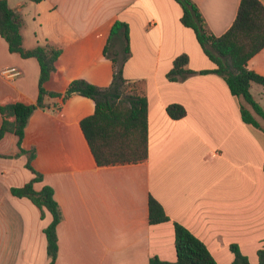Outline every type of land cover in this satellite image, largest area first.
<instances>
[{"label": "crops", "instance_id": "0c3cea01", "mask_svg": "<svg viewBox=\"0 0 264 264\" xmlns=\"http://www.w3.org/2000/svg\"><path fill=\"white\" fill-rule=\"evenodd\" d=\"M6 1L23 15L26 49L49 41L62 50L45 85L49 92L65 93L75 80L110 86L114 67L104 49L112 24H128L131 56L123 76L141 84L148 99L149 158L138 165L98 167L80 128L95 112V102L77 94L65 102L45 98L48 107L36 110L26 126V153L12 133L0 142V264L50 263L44 230L52 215L45 210L42 218L30 200L11 193L36 176L27 167L31 152V166L42 175L35 190L53 188L62 212L56 264H149L153 257L175 262V222L204 243L218 264L234 262L232 245L257 264L264 244V120L256 116L260 129L245 124L244 100L215 73L168 80L183 54L190 70L216 68L194 31L182 24V7L175 0ZM192 1L216 36L231 28L241 2ZM13 68L20 74L5 72ZM248 68L264 76V49ZM40 73L36 59L12 53L0 35V105L36 103ZM253 96L264 108V88ZM171 104L184 106L186 117L172 120L166 112ZM151 197L170 222L150 224Z\"/></svg>", "mask_w": 264, "mask_h": 264}, {"label": "trees", "instance_id": "16d2710c", "mask_svg": "<svg viewBox=\"0 0 264 264\" xmlns=\"http://www.w3.org/2000/svg\"><path fill=\"white\" fill-rule=\"evenodd\" d=\"M40 3L43 0H29ZM183 9L182 24L194 31L197 41L206 56L215 64L214 70L196 72L188 68L189 56L180 55L174 61L167 78L170 82L184 81L192 75L215 73L226 81L231 94L242 98L245 104L240 106L242 121L260 129L256 116L264 120V108L255 100L251 87L257 84L264 88V76L250 70V60L264 49V5L260 0H241L237 17L231 28L222 36L214 35L207 26L198 6L192 0H175ZM23 15L11 9L6 0H0V35L6 40L12 53L22 58H34L41 69L39 80V98L36 103L26 99L8 100L0 105L3 118L0 127V142L9 133L18 137L21 153L25 129L32 114L38 109H46L45 98L58 99L65 102L73 95H81L95 102V112L82 119L80 128L92 153L96 165L100 168L126 165H138L149 158V125L148 99L142 85L128 91L132 83L123 76V68L131 56L128 24L116 21L112 24L104 55L114 67L113 82L109 87L102 88L85 80L73 81L65 93L49 92L45 85L57 71V62L62 50L49 41L38 44L33 49L24 47L22 30ZM122 37L125 41L123 49L124 61L119 63L118 55L110 52L114 47L113 40ZM122 58V59H123ZM166 112L172 120L186 117V108L180 104H171ZM254 112V114H253ZM14 118V121H10ZM35 153H30L27 164L36 176L23 187L11 189L16 198L30 200L45 216V210L52 215V222L45 228L49 264H56L58 255L57 228L62 221L61 209L54 198V190L45 186L36 191L34 184L42 180V175L31 166ZM264 171V165H263ZM149 221L151 225L170 222L162 205L153 197L149 200ZM175 249L177 260L165 262L158 257L150 259L149 264H218L207 247L186 227L175 222ZM235 256L232 264H251L239 246L230 247ZM258 264H264V244L258 251Z\"/></svg>", "mask_w": 264, "mask_h": 264}, {"label": "rangeland", "instance_id": "374dc122", "mask_svg": "<svg viewBox=\"0 0 264 264\" xmlns=\"http://www.w3.org/2000/svg\"><path fill=\"white\" fill-rule=\"evenodd\" d=\"M29 14V13H28ZM129 39H130V35H129ZM45 43V42H44ZM43 43V44H44ZM113 44H114V47H111V49H110V52L112 53V52H114L115 54H117L118 55V58H119V63L121 62L122 63V61H124V58H123V49H124V45H125V41H123V38L122 37H116L114 40H113ZM118 45H122V47H121V50L119 51L118 50ZM131 50V49H130ZM108 58V57H107ZM123 58V59H122ZM109 59V58H108ZM127 62V61H126ZM140 87L141 85L140 84H136V85H129V89H128V91L130 92L131 90H133V89H135L136 87ZM109 87V86H108ZM103 88H106V87H103ZM262 87L261 86H259V85H257V84H255L254 85V90H253V93L252 94H254L255 95V93H256V95H257V91L259 90V89H261ZM251 127V126H250ZM253 128V127H252ZM257 257H258V255H257ZM257 260H258V263H259V258H257ZM256 260V261H257ZM251 263V262H250ZM257 263V264H258ZM252 264V263H251Z\"/></svg>", "mask_w": 264, "mask_h": 264}, {"label": "built area", "instance_id": "2783aa9c", "mask_svg": "<svg viewBox=\"0 0 264 264\" xmlns=\"http://www.w3.org/2000/svg\"><path fill=\"white\" fill-rule=\"evenodd\" d=\"M5 72L11 74V76H17L20 74L15 68L6 70Z\"/></svg>", "mask_w": 264, "mask_h": 264}]
</instances>
